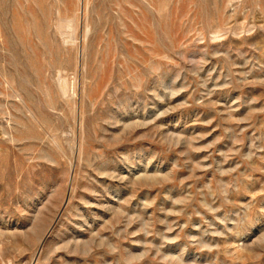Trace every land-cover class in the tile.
Masks as SVG:
<instances>
[{"label": "rangeland", "instance_id": "obj_1", "mask_svg": "<svg viewBox=\"0 0 264 264\" xmlns=\"http://www.w3.org/2000/svg\"><path fill=\"white\" fill-rule=\"evenodd\" d=\"M0 264H264V0H0Z\"/></svg>", "mask_w": 264, "mask_h": 264}, {"label": "bare ground", "instance_id": "obj_2", "mask_svg": "<svg viewBox=\"0 0 264 264\" xmlns=\"http://www.w3.org/2000/svg\"><path fill=\"white\" fill-rule=\"evenodd\" d=\"M131 1V0H130ZM138 4V3H137ZM130 5H131V3H130ZM133 5V4H132ZM118 6V5H117ZM134 6V5H133ZM163 6V5H162ZM124 7V6H123ZM123 7H122V9H123ZM139 8V7H138ZM120 10V9H119ZM140 10H141V8H140ZM129 11V10H128ZM162 11V10H161ZM129 13V12H128ZM125 15H126V13H125ZM128 16V15H127ZM64 18V17H63ZM67 18V17H66ZM133 19V18H132ZM134 20V19H133ZM135 21V20H134ZM64 23V26H62L63 28H65V29H69V31L71 30V31H74V30H76V26H75V23H76V20H75V18H70V19H67L65 22H63ZM62 23V24H63ZM61 24V25H62ZM136 24V23H135ZM59 26V25H58ZM62 27L60 26V27H58V28H61L62 29ZM86 30H85V38L87 37V35H88V33H89V31H90V29H89V26L87 25V27L85 28ZM125 29H127V28H125ZM60 30V29H59ZM63 31V30H62ZM70 31V32H71ZM76 32V31H75ZM64 33V32H63ZM66 33H67V31H66ZM65 33V34H66ZM69 33V32H68ZM69 35V34H68ZM72 35V34H71ZM73 35H74V33H73ZM64 36V35H63ZM71 37V36H70ZM66 39V38H65ZM74 40V39H73ZM72 39L70 40V41H73ZM75 41V40H74ZM61 76V75H60ZM59 78H60V80H59ZM58 78V82H59V91H61L62 93H64V95L66 94V93H68L70 90H72V94L73 95H71V97H73L75 94H76V86H75V83H73V85L71 86L70 85V83L66 80V79H64V77H59ZM76 96V95H75ZM74 96V97H75ZM73 97V98H74Z\"/></svg>", "mask_w": 264, "mask_h": 264}]
</instances>
